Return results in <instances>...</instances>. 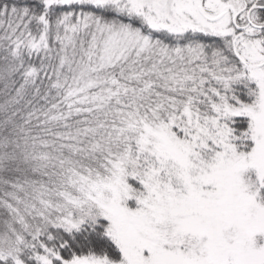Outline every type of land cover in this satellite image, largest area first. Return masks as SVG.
I'll return each mask as SVG.
<instances>
[{
    "label": "snow or ice",
    "instance_id": "6c2138e0",
    "mask_svg": "<svg viewBox=\"0 0 264 264\" xmlns=\"http://www.w3.org/2000/svg\"><path fill=\"white\" fill-rule=\"evenodd\" d=\"M0 264H264V0H0Z\"/></svg>",
    "mask_w": 264,
    "mask_h": 264
}]
</instances>
